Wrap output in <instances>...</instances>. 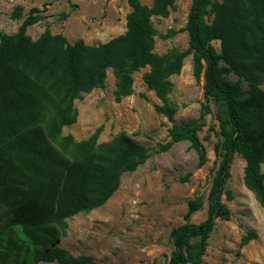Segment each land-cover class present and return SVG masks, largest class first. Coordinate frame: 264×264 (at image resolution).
<instances>
[{"label": "trees", "instance_id": "1", "mask_svg": "<svg viewBox=\"0 0 264 264\" xmlns=\"http://www.w3.org/2000/svg\"><path fill=\"white\" fill-rule=\"evenodd\" d=\"M127 2L125 31L95 45L82 39L70 43L48 28L32 40L26 28L43 17L36 6L15 32L0 31V207L10 209L9 218L0 222V264H96L88 255L72 256L57 245L66 233V220L103 205L118 188L121 174L134 171L150 156L149 147L125 132L100 144V127L78 142L61 133L77 121L74 100L102 89L108 68L119 102L133 93V73L149 66L142 79L161 100L154 108L171 119L176 104L167 96L168 78L192 54V74L203 79L199 116L174 123L159 150L187 139L199 166L206 157L197 131L210 112V100L223 108L217 115L222 142L215 146L220 159L207 194L206 217L198 224L190 221L203 202L199 196L189 199L184 222L170 232L174 248L169 264H200L216 219L230 218L222 195L230 197L225 184L235 152L245 161L244 185L264 207L259 173L264 164V0H191L184 26L188 46L167 57L153 52L151 16L167 17L174 0H153L150 7L139 0ZM22 11L21 5L15 6L11 18H21ZM213 40H219L220 52ZM230 73L235 82L227 78ZM191 238L195 244L189 243ZM255 238L249 231L240 244Z\"/></svg>", "mask_w": 264, "mask_h": 264}, {"label": "rangeland", "instance_id": "2", "mask_svg": "<svg viewBox=\"0 0 264 264\" xmlns=\"http://www.w3.org/2000/svg\"><path fill=\"white\" fill-rule=\"evenodd\" d=\"M139 1L150 7L153 0ZM190 3L191 0H174L167 17L151 16L156 30L154 53L167 57L187 48L184 26ZM17 5L23 7L22 17L13 19L10 14ZM33 6L41 10L43 17L26 28L32 40L48 28L53 34L64 35L70 43L82 39L87 45L103 43L122 34L126 14L130 11L127 0H0V31L15 32ZM211 18L210 15L207 20ZM211 43L220 52L219 40ZM148 70L149 66H145L133 73V93L117 102L114 76L108 68L105 86L75 99L77 121L62 128V135L69 134L76 142L100 127L98 144L125 132L150 148V156L142 165L121 174L118 188L103 205L66 220V233L57 245L72 256L88 255L96 264H169L174 248L170 232L184 222L188 200L199 196L203 202L202 207L191 214L192 223L198 224L206 217L207 194L220 159L215 146L222 142L217 115L222 114L223 108L220 102L210 100V112L197 131L206 157L201 166L187 139L174 143L166 151L159 150V146L169 140L168 130L174 123L199 116L204 101L203 79L201 76L196 80L192 74V54L184 57L180 71L168 78L171 89L167 96L176 104L173 117L169 119L154 108L161 100L142 79V74ZM227 78L231 82L237 80L232 73ZM245 87L243 82L242 88ZM244 165L241 154L235 152L225 184L230 197L222 195L231 215L228 220L216 219L200 264H264V207L244 185ZM259 173L264 184L263 163L259 165ZM9 215V207H0V222L6 221ZM249 231H254L256 238L241 245V237ZM195 240L191 238L189 243L195 244Z\"/></svg>", "mask_w": 264, "mask_h": 264}]
</instances>
